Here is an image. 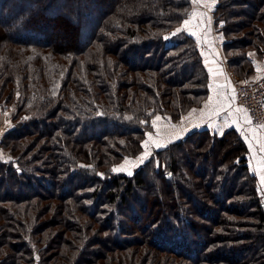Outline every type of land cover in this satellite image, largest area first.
<instances>
[{
	"label": "trees",
	"instance_id": "trees-1",
	"mask_svg": "<svg viewBox=\"0 0 264 264\" xmlns=\"http://www.w3.org/2000/svg\"><path fill=\"white\" fill-rule=\"evenodd\" d=\"M190 12V0H0L12 123L0 264H264V201L236 128L192 129L131 175L112 171L143 150L155 115L176 121L208 94L194 37L176 32ZM211 13L229 71L250 78L264 0Z\"/></svg>",
	"mask_w": 264,
	"mask_h": 264
},
{
	"label": "crops",
	"instance_id": "crops-1",
	"mask_svg": "<svg viewBox=\"0 0 264 264\" xmlns=\"http://www.w3.org/2000/svg\"><path fill=\"white\" fill-rule=\"evenodd\" d=\"M216 2L217 0H202L200 4L191 2L190 13L196 12L197 15L195 17L189 15L185 18L191 21L189 25L185 26L183 22L180 25L182 30L194 37L201 52L203 63L209 75L208 96L202 105L191 108L177 123L169 122L167 124L165 120H163L159 129V136L155 137L152 145L156 146V143H159L161 145L160 147H162L196 128H207L212 132L221 134L225 129L234 127L244 137L243 139L248 146L247 157L250 170L257 178V185L259 186L260 191L264 193V183H262L260 179V176L264 175V169L261 167V160H264V152L259 151L258 141L253 137L251 130L255 127L250 124H243L242 122L240 124L233 123V120L236 117L230 116L229 109L221 111L219 115H212L209 112V108L206 107L210 96L213 97L214 101L218 99L222 104H227L229 98L233 96V78L227 68V63L222 50L223 36L219 31H216L213 26L211 11ZM208 5H213L211 10H209ZM203 13H206V15H200ZM192 33H195V35ZM254 64L256 71L254 75H257V72H264L263 65L259 63V61L256 60V63ZM209 69H212V71L209 72ZM257 69H259V71ZM221 85H224L225 87L221 89ZM221 91L226 93V96H218L217 93ZM236 107L241 106L236 105L233 100L232 108L234 109ZM159 120L158 123L161 122ZM256 137H259L260 142H264V128H261L256 133ZM250 143L253 146L251 150L249 147Z\"/></svg>",
	"mask_w": 264,
	"mask_h": 264
},
{
	"label": "rangeland",
	"instance_id": "rangeland-1",
	"mask_svg": "<svg viewBox=\"0 0 264 264\" xmlns=\"http://www.w3.org/2000/svg\"><path fill=\"white\" fill-rule=\"evenodd\" d=\"M191 2H193V0H190ZM184 21V20H183ZM201 53V52H200ZM254 53V52H253ZM251 53H249L250 55ZM256 54V53H255ZM252 55V54H251ZM202 56V55H201ZM261 58V57H260ZM258 57V59H256L257 61H259V63H261L263 65V69H264V56H262L263 59H260ZM203 60V59H202ZM257 65V64H256ZM228 68V67H227ZM229 70V69H228ZM255 69H254V73L250 76V78L248 79H241L239 78L236 74L231 73V76H232V81L233 83L234 82H245V81H251V80H262L264 79V72L260 73V72H257V75H254L255 74ZM208 80H209V75H208ZM207 87H208V84H207ZM208 91H209V88H208ZM208 94L206 95V98H207ZM205 98V99H206ZM204 99V100H205ZM204 100L202 101V103L204 102ZM201 103V105H202ZM234 103L238 106H241L239 104H237V102L234 100ZM245 109V108H244ZM189 111V110H188ZM187 111V112H188ZM10 110H6V111H3L0 113V139L2 137V134L6 131V129L8 128V126L12 125L11 123V120H10ZM185 114V113H184ZM182 114V116L184 115ZM181 116V117H182ZM156 117H160V120L161 121L160 123H158V120L156 119ZM180 117V118H181ZM180 118L176 121H172L169 117L165 116V115H161V114H157L155 115L152 119H151V129L147 130L146 131V134H145V138L142 142V145H143V150L136 156L134 157H126L122 160V162H120L119 164H116L112 167V171L113 169H116V172H124V173H129V172H132L134 170V168H136L138 165H140L143 160H146L147 157L153 152V150L157 149L156 146L152 145L155 137L159 136V129H160V126L162 124V121L165 120V122L168 124L169 122H174V123H177ZM155 121V124H153V122ZM264 124V122L262 123ZM251 126L253 127H256V125L254 124H250ZM260 125V124H258ZM226 130V129H225ZM224 132V131H223ZM222 132V133H223ZM221 133V134H222ZM242 138H244L242 136ZM148 142L147 144V147H145V142ZM0 150H2V148L0 147ZM8 152V151H7ZM142 158V159H141ZM126 161H130V163H126ZM121 167H123V170H120ZM257 179V178H256ZM259 189V190H258ZM257 190H258V193L262 199V201H264V193H262L260 191V188L259 186L257 185Z\"/></svg>",
	"mask_w": 264,
	"mask_h": 264
},
{
	"label": "snow or ice",
	"instance_id": "snow-or-ice-1",
	"mask_svg": "<svg viewBox=\"0 0 264 264\" xmlns=\"http://www.w3.org/2000/svg\"><path fill=\"white\" fill-rule=\"evenodd\" d=\"M202 2V0H193V3L195 4H200ZM209 10H211V8L213 7V5H208ZM189 15H191L192 17H195L197 15L196 12H192ZM200 15H206V13L200 14ZM191 23V21L189 19H185L183 21V24L185 26L189 25ZM182 31V29L177 28L176 32H180ZM176 33H173V35H175ZM193 35H195V33H192ZM165 39H167V37H165ZM251 55V54H250ZM259 71V69H257ZM212 69H209V72H211ZM245 83H247L245 81ZM225 86L221 85L220 88L223 89ZM218 96H226V93H224L223 91L218 92L217 93ZM235 99L234 96L230 97L228 100L227 104H222L218 99L214 101L213 97H209L208 98V102L206 104V107L209 108V112L212 115H219V113L221 111H224L225 109H229L230 110V116H235L236 118L233 120V123L235 124H240L241 122L243 124H251L252 120L251 117L248 115L247 110L244 109L242 106L241 107H236V108H232V101ZM215 105V106H213ZM195 111V110H193ZM157 120L160 119V117H156ZM153 124H155V121L153 122ZM264 128V124H260V125H256V127L254 129H252V133H253V137L257 139L258 141V147H259V151L260 152H264V142H260L259 137H256V133L261 129ZM148 142H145V147H147ZM161 145L159 143H156V147H160ZM250 150L252 149V144H249ZM142 159V158H141ZM126 163H130V161H126ZM261 167L262 169H264V160H261ZM120 170H123V167H121ZM113 171H116V169H113ZM129 175H131V172H129ZM261 182L264 183V175L260 176ZM259 190V189H258Z\"/></svg>",
	"mask_w": 264,
	"mask_h": 264
},
{
	"label": "built area",
	"instance_id": "built-area-1",
	"mask_svg": "<svg viewBox=\"0 0 264 264\" xmlns=\"http://www.w3.org/2000/svg\"><path fill=\"white\" fill-rule=\"evenodd\" d=\"M246 82L233 83L234 100L247 110L252 124H262L264 122V79Z\"/></svg>",
	"mask_w": 264,
	"mask_h": 264
},
{
	"label": "water",
	"instance_id": "water-1",
	"mask_svg": "<svg viewBox=\"0 0 264 264\" xmlns=\"http://www.w3.org/2000/svg\"><path fill=\"white\" fill-rule=\"evenodd\" d=\"M261 205H262V210H263V213H264V202Z\"/></svg>",
	"mask_w": 264,
	"mask_h": 264
}]
</instances>
